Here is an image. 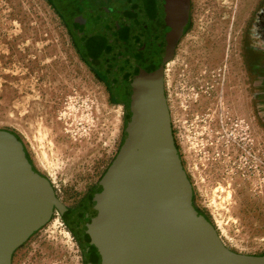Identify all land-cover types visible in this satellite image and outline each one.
I'll return each instance as SVG.
<instances>
[{
    "label": "rangeland",
    "instance_id": "obj_1",
    "mask_svg": "<svg viewBox=\"0 0 264 264\" xmlns=\"http://www.w3.org/2000/svg\"><path fill=\"white\" fill-rule=\"evenodd\" d=\"M134 1L107 4L121 10ZM102 72L62 5L0 0V129L21 138L30 162L71 209L123 142L124 105L112 101ZM165 89L194 204L228 248L263 255L264 0H191ZM12 264L85 258L56 208Z\"/></svg>",
    "mask_w": 264,
    "mask_h": 264
},
{
    "label": "water",
    "instance_id": "obj_2",
    "mask_svg": "<svg viewBox=\"0 0 264 264\" xmlns=\"http://www.w3.org/2000/svg\"><path fill=\"white\" fill-rule=\"evenodd\" d=\"M191 0H135L82 21L85 47L124 105L119 152L80 205L68 208L30 162L21 138L0 129V264L57 208L85 264H264L233 251L197 209L165 89L166 65L190 20Z\"/></svg>",
    "mask_w": 264,
    "mask_h": 264
},
{
    "label": "flooded vegetation",
    "instance_id": "obj_3",
    "mask_svg": "<svg viewBox=\"0 0 264 264\" xmlns=\"http://www.w3.org/2000/svg\"><path fill=\"white\" fill-rule=\"evenodd\" d=\"M54 1L63 6L65 16L71 19L75 23V25L78 28H80L82 37L84 39V45H85V38L82 29V21L88 15L98 12L120 10L113 8L109 6V4H107L111 0H109L108 2H105L104 0H54Z\"/></svg>",
    "mask_w": 264,
    "mask_h": 264
},
{
    "label": "trees",
    "instance_id": "obj_4",
    "mask_svg": "<svg viewBox=\"0 0 264 264\" xmlns=\"http://www.w3.org/2000/svg\"><path fill=\"white\" fill-rule=\"evenodd\" d=\"M107 1H109V0H107ZM102 74H103V76H100V77L102 78V80H103V81L105 82V84L107 85V88L109 89V93H110V95H111V99H112V101H113L114 103L122 104V103L120 102V100H118V98L116 97V95H115V93H114L112 87L109 85V83H108V79L106 78V75H105V72L103 71Z\"/></svg>",
    "mask_w": 264,
    "mask_h": 264
},
{
    "label": "bare ground",
    "instance_id": "obj_5",
    "mask_svg": "<svg viewBox=\"0 0 264 264\" xmlns=\"http://www.w3.org/2000/svg\"><path fill=\"white\" fill-rule=\"evenodd\" d=\"M119 106H121V105H119Z\"/></svg>",
    "mask_w": 264,
    "mask_h": 264
}]
</instances>
